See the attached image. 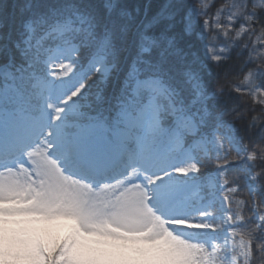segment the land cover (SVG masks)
Segmentation results:
<instances>
[{"label": "snow or ice", "instance_id": "obj_1", "mask_svg": "<svg viewBox=\"0 0 264 264\" xmlns=\"http://www.w3.org/2000/svg\"><path fill=\"white\" fill-rule=\"evenodd\" d=\"M0 264H264V0H0Z\"/></svg>", "mask_w": 264, "mask_h": 264}, {"label": "rangeland", "instance_id": "obj_2", "mask_svg": "<svg viewBox=\"0 0 264 264\" xmlns=\"http://www.w3.org/2000/svg\"><path fill=\"white\" fill-rule=\"evenodd\" d=\"M64 229L60 227H54L49 233L47 238L48 239H55L59 235H63Z\"/></svg>", "mask_w": 264, "mask_h": 264}]
</instances>
